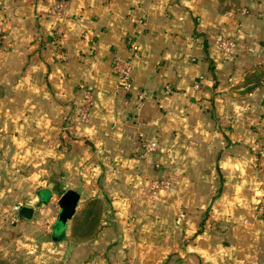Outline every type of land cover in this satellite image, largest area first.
<instances>
[{
	"label": "crops",
	"instance_id": "crops-1",
	"mask_svg": "<svg viewBox=\"0 0 264 264\" xmlns=\"http://www.w3.org/2000/svg\"><path fill=\"white\" fill-rule=\"evenodd\" d=\"M59 1L0 0V209L33 210L10 225L16 251L38 264H264V0H68L49 14ZM117 57L131 59L127 93ZM142 141L156 144L146 159ZM158 180L169 189L151 191ZM69 192L76 218L62 224Z\"/></svg>",
	"mask_w": 264,
	"mask_h": 264
},
{
	"label": "built area",
	"instance_id": "built-area-1",
	"mask_svg": "<svg viewBox=\"0 0 264 264\" xmlns=\"http://www.w3.org/2000/svg\"><path fill=\"white\" fill-rule=\"evenodd\" d=\"M68 0H60L54 8L49 12V14H53L56 17H61L64 9L67 7ZM235 47V43L233 40L224 39L219 42L220 52L224 56H231L232 51ZM136 45L131 42L130 51L134 53L136 51ZM112 74L115 76L117 80V89L129 92L131 88V70L132 64L131 59H121L115 58L112 66H111ZM196 89L198 85L194 86ZM261 89L264 92V81L261 84ZM170 92V88H166V93ZM144 98V94H140L139 99L142 100ZM94 106V98L92 92L89 90H85L83 92V99L81 101L79 112H78V120L79 122H85L88 119L89 113ZM142 154L139 156L141 159H146L148 155L155 152L156 144L153 142L142 141L141 143ZM170 187L169 182L167 180H158L154 181L150 184V190L153 192H158L162 190H168ZM19 207L16 208L19 211ZM259 214H263L264 210L262 206L258 208Z\"/></svg>",
	"mask_w": 264,
	"mask_h": 264
},
{
	"label": "rangeland",
	"instance_id": "rangeland-1",
	"mask_svg": "<svg viewBox=\"0 0 264 264\" xmlns=\"http://www.w3.org/2000/svg\"><path fill=\"white\" fill-rule=\"evenodd\" d=\"M6 142H7L6 135L4 134V132L1 131L0 128V174L4 172V169L8 164V157L6 156L7 149L5 148V145L7 144ZM16 208H18V206H11V208L7 211H2V209H0V218H4V220L8 222L7 226L9 225L8 228L6 226L0 228V262L5 264H38L34 261V258L31 259L29 255H27V251L24 252L16 251L15 248L16 244H13L15 232L10 227V225H14L18 220L17 218L18 211L16 210ZM56 208H58L57 204L55 205L54 209ZM86 217L87 218L91 217V214L90 213L87 214ZM73 218L75 219L76 217ZM73 218L70 220L74 221ZM75 225L76 223L74 224V227ZM84 225H85V230H84L85 232L83 233V235L78 236V240L89 241V239L92 238L93 235L92 222L85 221ZM43 229L45 232L49 230L48 227H43ZM71 235L74 236V231L72 232ZM50 238L51 237L47 236L45 239L47 241H50ZM69 246H71V244ZM38 255L39 257H41L40 254ZM63 261L64 260L57 259V261L55 262V259L51 257L50 262H47L46 264H55V263L63 264L62 263Z\"/></svg>",
	"mask_w": 264,
	"mask_h": 264
},
{
	"label": "water",
	"instance_id": "water-1",
	"mask_svg": "<svg viewBox=\"0 0 264 264\" xmlns=\"http://www.w3.org/2000/svg\"><path fill=\"white\" fill-rule=\"evenodd\" d=\"M78 196L69 192L61 197L59 201V206L61 212L58 216V221L65 224L67 221L72 219L75 214V207L77 205ZM18 215L26 220H30L33 215V210L30 208L22 207L18 211Z\"/></svg>",
	"mask_w": 264,
	"mask_h": 264
},
{
	"label": "trees",
	"instance_id": "trees-1",
	"mask_svg": "<svg viewBox=\"0 0 264 264\" xmlns=\"http://www.w3.org/2000/svg\"><path fill=\"white\" fill-rule=\"evenodd\" d=\"M0 264H5V263L0 262Z\"/></svg>",
	"mask_w": 264,
	"mask_h": 264
}]
</instances>
